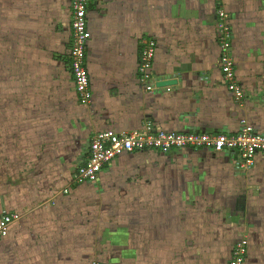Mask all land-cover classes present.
<instances>
[{"label": "crops", "instance_id": "1", "mask_svg": "<svg viewBox=\"0 0 264 264\" xmlns=\"http://www.w3.org/2000/svg\"><path fill=\"white\" fill-rule=\"evenodd\" d=\"M5 2L0 217L19 219L0 264H228L243 238L245 264H264L263 155L247 167L228 150L145 151L71 183L99 132L234 135L245 121L264 134V0L222 1L242 104L221 72L216 0H92L87 104L70 71V0ZM147 41L156 54L143 83Z\"/></svg>", "mask_w": 264, "mask_h": 264}, {"label": "built area", "instance_id": "2", "mask_svg": "<svg viewBox=\"0 0 264 264\" xmlns=\"http://www.w3.org/2000/svg\"><path fill=\"white\" fill-rule=\"evenodd\" d=\"M92 0H70L72 47L70 50V71L74 81L75 92L82 103H90L89 76L86 70V51L89 41L87 10ZM218 3L216 18L220 38V66L223 77L228 82L227 88L237 103H243V89L236 83L235 64L231 55V27L222 1ZM156 54L154 41H147L140 55L138 72L143 83L151 81L153 61ZM207 149L214 153L224 150L236 153L244 166H252L258 155L264 156V134L256 132L250 124L243 121L239 131L234 135H207L201 133H176L158 130L147 124L141 130L114 133L99 132L92 137L87 159L79 165L72 175L71 183L75 185L94 184L103 168L116 158L125 154L156 151L169 153L172 150ZM66 189L64 193H68ZM17 214H4L0 217V239L7 236L9 227L17 221ZM247 245L245 241L234 244L228 264H245ZM95 264V263H94Z\"/></svg>", "mask_w": 264, "mask_h": 264}, {"label": "rangeland", "instance_id": "3", "mask_svg": "<svg viewBox=\"0 0 264 264\" xmlns=\"http://www.w3.org/2000/svg\"><path fill=\"white\" fill-rule=\"evenodd\" d=\"M7 2H9L10 0H6ZM14 1V0H13ZM7 2H5V3H7ZM10 5V4H9ZM9 17V16H8ZM10 17H12V15L10 16ZM12 19V18H11ZM10 20L8 19V18H6L3 14H0V23H5V24H3L2 26H5L6 25V23L7 22H9ZM6 36L5 35H1L0 36V38H1V40H0V53L2 52V51H5V50H8L11 46L9 45V42L11 41V42H13L11 39H3V38H5ZM3 54H0V63L2 62V63H4V61H6V60H4L3 59ZM3 86H5L4 85V82H3V75H0V110H2V108L3 107H5L4 105V94H5V92L4 91H6V88L4 89L3 88ZM239 241H245V239L243 238V239H240V240H238L237 242H239ZM236 242V243H237ZM246 242V241H245ZM246 245H247V242H246ZM208 248V247H207ZM248 250V249H247ZM95 264H99V263H97V262H95Z\"/></svg>", "mask_w": 264, "mask_h": 264}]
</instances>
